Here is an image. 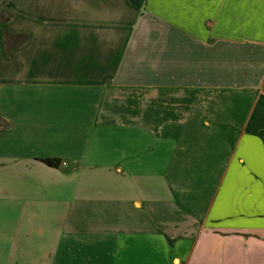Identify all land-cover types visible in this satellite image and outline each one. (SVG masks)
Returning a JSON list of instances; mask_svg holds the SVG:
<instances>
[{
	"label": "crops",
	"instance_id": "obj_1",
	"mask_svg": "<svg viewBox=\"0 0 264 264\" xmlns=\"http://www.w3.org/2000/svg\"><path fill=\"white\" fill-rule=\"evenodd\" d=\"M63 1L0 0V221L66 220L0 264H264V0Z\"/></svg>",
	"mask_w": 264,
	"mask_h": 264
},
{
	"label": "rangeland",
	"instance_id": "obj_2",
	"mask_svg": "<svg viewBox=\"0 0 264 264\" xmlns=\"http://www.w3.org/2000/svg\"><path fill=\"white\" fill-rule=\"evenodd\" d=\"M50 1V0H48ZM69 1V0H68ZM73 1H78V0H73ZM58 2H60L61 4H66L67 2L63 1V0H58ZM63 215V214H62ZM65 215V214H64ZM66 217V215H65ZM10 220L8 222H2L0 221V234H2V231H4L5 239H9L8 240V244L10 246L15 245V238L17 239L18 234H24L26 232L30 231V227L31 229L35 230V231H31L33 233H40L41 235L38 236L37 234L31 235L30 237L27 238V240L24 242L25 245H40L42 246L44 245H49V246H53L55 244V231H56V227L57 228V235L62 234V231L66 230V220L65 218L61 217V214L59 215V218L57 220V222L53 221V222H44L45 226L43 227L41 224L43 222H34L33 224H35L33 227V224H31L32 222H22L19 223L15 220L12 219V217L10 216ZM74 223V226L79 225L80 228H83L82 226H84L86 229L88 228V224H86L87 222H82L81 220L75 219V220H69V224ZM76 224V225H75ZM85 224V225H83ZM46 227V228H45ZM2 237V236H0ZM60 238V237H59ZM58 238V240H59ZM19 239H22V236L19 237ZM7 242V240H5ZM14 244H11L13 243ZM17 245V244H16ZM62 245H65V242L62 241ZM38 256L39 254H27V256ZM41 255V254H40ZM53 259L54 260H58V261H64L65 260V253L60 252V253H55L53 254ZM50 259V254H43V258L41 260L43 261H49ZM10 261H12L11 263H15L16 261V253H12L11 254V259Z\"/></svg>",
	"mask_w": 264,
	"mask_h": 264
},
{
	"label": "trees",
	"instance_id": "obj_3",
	"mask_svg": "<svg viewBox=\"0 0 264 264\" xmlns=\"http://www.w3.org/2000/svg\"><path fill=\"white\" fill-rule=\"evenodd\" d=\"M12 14H1L0 19L2 23H6L10 20ZM27 37L24 35L12 36L8 33L4 34V42L6 45L7 52L12 50L14 47L22 45L26 41ZM46 166L51 168H59L61 166V160L59 159H43L41 160Z\"/></svg>",
	"mask_w": 264,
	"mask_h": 264
}]
</instances>
